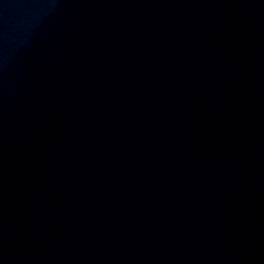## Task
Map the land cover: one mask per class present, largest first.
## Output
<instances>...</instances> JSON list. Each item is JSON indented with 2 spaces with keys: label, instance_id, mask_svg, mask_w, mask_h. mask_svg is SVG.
Returning a JSON list of instances; mask_svg holds the SVG:
<instances>
[{
  "label": "water",
  "instance_id": "1",
  "mask_svg": "<svg viewBox=\"0 0 264 264\" xmlns=\"http://www.w3.org/2000/svg\"><path fill=\"white\" fill-rule=\"evenodd\" d=\"M0 264H264V0H0Z\"/></svg>",
  "mask_w": 264,
  "mask_h": 264
}]
</instances>
